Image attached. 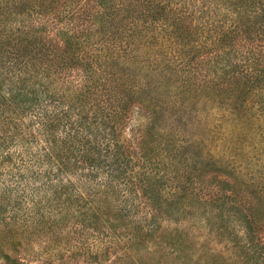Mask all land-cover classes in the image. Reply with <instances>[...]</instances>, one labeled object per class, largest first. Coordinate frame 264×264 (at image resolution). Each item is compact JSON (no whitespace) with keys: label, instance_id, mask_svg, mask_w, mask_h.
Instances as JSON below:
<instances>
[{"label":"trees","instance_id":"16d2710c","mask_svg":"<svg viewBox=\"0 0 264 264\" xmlns=\"http://www.w3.org/2000/svg\"><path fill=\"white\" fill-rule=\"evenodd\" d=\"M176 1L184 5L181 10L165 0H0V231L5 235L17 234L18 226L30 237L35 228L27 223L36 221L56 231L70 218L79 222L78 231L94 230L96 223L108 231L115 221L106 215L111 212L131 214L141 230L153 229L157 188H166L169 176L153 141L138 130L122 141L120 152L113 137L141 91L164 90L147 106L149 116L163 115L166 122L174 113L186 129L200 115L194 107L219 98V116L205 133L230 147L239 134L250 138L253 131L264 140V130L255 128L264 111V0L248 6ZM223 4L228 8L221 18ZM222 62L229 69L223 70L224 80L217 76ZM174 151L166 159L173 161ZM129 157L140 171L124 179L117 168L125 173L128 167L119 158ZM102 169L106 176L95 179L93 172ZM69 175L78 176L77 182ZM169 188L166 198L178 191ZM139 240L135 234L131 243Z\"/></svg>","mask_w":264,"mask_h":264},{"label":"rangeland","instance_id":"374dc122","mask_svg":"<svg viewBox=\"0 0 264 264\" xmlns=\"http://www.w3.org/2000/svg\"><path fill=\"white\" fill-rule=\"evenodd\" d=\"M255 1L232 0L231 3L248 6ZM166 2L174 10L184 6L176 0H165L164 5ZM227 8L223 4L218 9L221 18ZM219 68L217 76L222 78L226 70L224 62ZM162 93H165L162 89L138 93L128 121L113 134L116 151L123 140H131L135 130L148 142L153 141V152L169 176L167 189L161 185L157 188L158 218L153 229L141 230L131 214L117 212L106 214L115 219L111 221L112 230L108 231L99 223L94 230L78 231L79 222L71 218L56 231L53 226L40 228L38 221L28 222V227L35 228L30 237H26L27 232L19 233L18 226L17 234L11 237L0 231V264H264V140L253 131L250 138L239 134L235 146L230 147L226 140L205 133L203 130L210 121L219 116L215 109L219 98L213 104L205 103L204 108L194 107L200 115L189 125L192 128H184L178 116L171 112V119L166 122L163 115L149 116L147 106L160 100ZM261 104L264 107V97ZM180 116L185 117L182 112ZM263 125L264 111L255 128L264 130ZM201 137L206 142L200 143ZM175 149L178 151L175 159H166ZM119 162L122 167L127 163L128 167L125 173L117 168L119 177L130 179L140 171L130 157L128 161L119 158ZM231 165L238 171L232 170ZM92 176L103 179L106 171L97 170ZM68 178L73 182L78 180V176ZM169 187L178 191L166 198L164 191L169 193ZM79 189L86 191L83 187ZM58 195L61 199L68 198ZM108 209L105 213H109ZM102 232L110 236L105 237ZM135 234L140 240L132 244ZM76 247L85 250L78 253Z\"/></svg>","mask_w":264,"mask_h":264}]
</instances>
